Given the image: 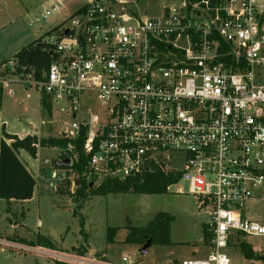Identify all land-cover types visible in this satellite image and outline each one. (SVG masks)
Segmentation results:
<instances>
[{"label": "built area", "instance_id": "1", "mask_svg": "<svg viewBox=\"0 0 264 264\" xmlns=\"http://www.w3.org/2000/svg\"><path fill=\"white\" fill-rule=\"evenodd\" d=\"M65 1L54 0L29 24ZM128 4L86 0L46 39L57 58L43 78L15 77L68 107L62 110L72 122L62 136L76 139L87 129L83 177L91 186L144 180L155 167L179 173L171 185L188 182L208 207L212 235L205 257L181 264H232L225 250L234 234L264 236V223L245 216L250 201L264 200V0H165L154 16ZM91 92L105 113L82 119L81 102ZM60 154L71 164L80 155L72 143ZM178 155L183 169L172 164ZM52 176L66 179L65 172ZM0 244L54 262L136 264L127 256L119 262L42 244Z\"/></svg>", "mask_w": 264, "mask_h": 264}, {"label": "rangeland", "instance_id": "2", "mask_svg": "<svg viewBox=\"0 0 264 264\" xmlns=\"http://www.w3.org/2000/svg\"><path fill=\"white\" fill-rule=\"evenodd\" d=\"M53 1L0 0V80H9L8 85L3 83L0 135L5 127L7 131L21 136L39 134L61 137L68 127L67 123L72 122V115L62 110L68 108L66 105L52 101L49 114L43 106L41 90L18 82L15 75L8 71V61L22 47L40 37L47 39L48 31L68 20L86 0H67L62 10L57 9L40 22L30 25L29 20L50 8ZM120 1L129 2L131 9L149 16L158 15L165 3V0ZM81 103L82 111L78 117L82 119L88 120L91 114L103 116L105 113V105L94 92L85 94ZM60 153L59 147L39 148L37 158L25 150L19 153L21 160L29 165L37 184L31 199L0 198V238L28 244L29 240L45 235L61 250L77 252L82 247L86 248L85 252L106 253L110 261L121 262L122 257L127 256L136 264H181L185 260L205 257L208 247L202 241V226L211 219L207 214L208 207L189 193L187 181L181 180L169 186L168 192L162 194L129 191L94 195L85 189L84 195H79L75 192L81 184L79 176L55 164L61 161ZM181 157L178 155L172 161L177 169L184 168ZM53 172H65L66 179L53 177ZM77 180L80 181L78 184ZM98 186L96 184L94 188ZM259 197L246 205L245 216L264 223V200ZM159 212L174 216L171 243L152 244L146 253H142L145 243L140 240L127 242L126 239L132 227L145 226ZM109 227L119 228L114 242L107 240ZM235 236L232 245L225 250L232 264H264V236ZM242 244L252 248L253 257L245 256ZM0 264L57 263L34 251L0 244Z\"/></svg>", "mask_w": 264, "mask_h": 264}, {"label": "trees", "instance_id": "3", "mask_svg": "<svg viewBox=\"0 0 264 264\" xmlns=\"http://www.w3.org/2000/svg\"><path fill=\"white\" fill-rule=\"evenodd\" d=\"M53 27L48 31L51 34L57 30L61 24ZM57 58L54 45L50 44L43 37L22 47L14 59V66L9 67V72L17 76L19 79H26L34 76L37 79H42L44 71L48 69L50 64ZM4 84L0 82V105L2 102ZM42 103L45 109L51 114V100L47 95H42ZM87 136V129L82 128L80 135L76 139L61 137H44L37 134H28L20 137L16 134L3 131V137L0 141V198L11 200H28L33 197L37 180L34 174L27 168L26 164L19 157V152L25 150L30 156L36 158L39 148L59 147L65 148L69 143L75 146L79 151V160L73 161L69 166L63 167L71 170L79 176L81 181L75 192L79 195H84L85 189L90 190L92 194H108L112 192H137L143 194H162L168 192L169 186L176 182L180 174L166 173L159 167H155L154 171L148 173L144 180H127V181H105L97 188L87 183L83 177V172L86 169L89 156L84 154V143ZM64 159V157H63ZM57 162V161H56ZM62 167V166H58ZM174 216L167 212H159L145 226L132 227L126 239L127 242H135L137 240L146 243L148 239H152V244H170L171 243V223ZM203 243L210 244L211 233L208 230L207 223H203ZM119 228L109 227L107 240L114 242L115 236ZM83 227L81 232H83ZM137 235L139 236L138 238ZM240 237L238 234L237 238ZM37 244L46 245L54 248L55 245L44 236H40ZM34 242L32 244H35ZM232 239L229 241V246L232 245ZM245 256L253 257L252 248L242 244ZM85 252L82 248L79 250ZM57 264H69L64 262H56ZM168 264V263H161ZM173 264H177L176 262Z\"/></svg>", "mask_w": 264, "mask_h": 264}, {"label": "crops", "instance_id": "4", "mask_svg": "<svg viewBox=\"0 0 264 264\" xmlns=\"http://www.w3.org/2000/svg\"><path fill=\"white\" fill-rule=\"evenodd\" d=\"M119 2H123V1H120L119 0ZM127 3H129V2H127ZM65 6V5H64ZM62 10V9H61ZM15 93V91L14 90H12V94H14ZM6 131V132H8V133H12V132H10V131H7L6 129H5V127H4V129H3V131ZM3 131H2V135H0V141H1V139H2V137H3ZM12 134H16V133H12ZM17 135V134H16ZM28 135V134H27ZM37 135H39V134H37ZM18 136H20V137H24V136H26V135H23V136H21V135H18ZM40 136V135H39ZM21 151H23V150H21ZM20 151V152H21ZM19 152V153H20ZM19 156H20V154H19ZM38 156V155H37ZM37 158V157H36ZM26 166H27V164H26ZM27 168L31 171V169L29 168V165L27 166ZM32 172V171H31ZM33 173V172H32ZM54 173V172H53ZM53 173H52V175H53ZM253 201V200H252ZM236 234H234L233 235V237H232V241H234V239H235V236ZM237 236H238V234H237ZM39 237L40 236H38V238L37 239H31V240H29V243H35V242H37L38 241V239H39ZM44 237H46L45 235H44ZM48 240H50L54 245H55V243L50 239V238H48V237H46ZM0 239H4V238H0ZM12 241H16L15 239H13ZM202 241H203V237H202ZM16 242H19V241H16ZM35 244H37V243H35ZM87 244V249H88V243H86ZM73 246V245H72ZM231 246V245H230ZM55 247H57L58 248V246L57 245H55ZM208 247V246H207ZM82 248V247H81ZM209 248V247H208ZM84 250V249H83ZM85 250H86V248H85ZM208 252V251H207ZM86 253H88V254H96V253H98V254H100V255H102V256H104L105 258H107V259H109L108 258V256L106 255V253H103V252H95V253H89V250L86 252ZM206 255V254H205ZM110 260V259H109ZM169 264V263H168ZM170 264H173V263H170Z\"/></svg>", "mask_w": 264, "mask_h": 264}, {"label": "water", "instance_id": "5", "mask_svg": "<svg viewBox=\"0 0 264 264\" xmlns=\"http://www.w3.org/2000/svg\"><path fill=\"white\" fill-rule=\"evenodd\" d=\"M57 166H62V167H66V166H69L71 164V159L70 158H65L64 160H61V161H57L55 163ZM80 181L77 180V184L79 183ZM152 245V239H148L147 242L143 245L142 249H141V252L142 253H146L148 248Z\"/></svg>", "mask_w": 264, "mask_h": 264}]
</instances>
